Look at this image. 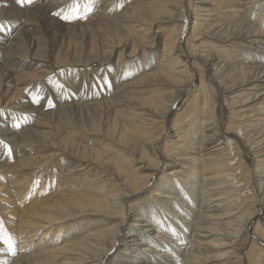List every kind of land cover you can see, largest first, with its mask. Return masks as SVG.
I'll list each match as a JSON object with an SVG mask.
<instances>
[{
    "label": "bare ground",
    "instance_id": "6f19581e",
    "mask_svg": "<svg viewBox=\"0 0 264 264\" xmlns=\"http://www.w3.org/2000/svg\"><path fill=\"white\" fill-rule=\"evenodd\" d=\"M0 227V264H264V0H0Z\"/></svg>",
    "mask_w": 264,
    "mask_h": 264
},
{
    "label": "snow or ice",
    "instance_id": "6c2138e0",
    "mask_svg": "<svg viewBox=\"0 0 264 264\" xmlns=\"http://www.w3.org/2000/svg\"><path fill=\"white\" fill-rule=\"evenodd\" d=\"M17 4L24 6L25 4H31L33 2V0H16ZM59 14V13H57ZM63 18L65 20H72V19H77V18H86V16H76L74 12L69 13L67 15H64ZM61 87H63V85H61ZM33 102L34 103H39L40 102V98L38 96H34L33 97ZM0 240L3 241L4 244H6L8 246V250L9 251H13L14 252V246H13V241L12 238L7 234V232H5L3 230L2 227H0Z\"/></svg>",
    "mask_w": 264,
    "mask_h": 264
}]
</instances>
